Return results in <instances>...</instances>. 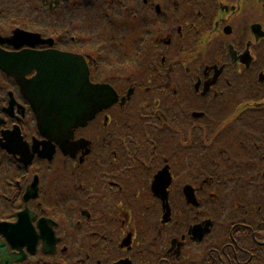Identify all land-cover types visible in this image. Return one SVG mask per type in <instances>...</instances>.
<instances>
[{
    "label": "flooded vegetation",
    "instance_id": "1",
    "mask_svg": "<svg viewBox=\"0 0 264 264\" xmlns=\"http://www.w3.org/2000/svg\"><path fill=\"white\" fill-rule=\"evenodd\" d=\"M0 39L78 61L0 68V264H264V0H0Z\"/></svg>",
    "mask_w": 264,
    "mask_h": 264
},
{
    "label": "water",
    "instance_id": "2",
    "mask_svg": "<svg viewBox=\"0 0 264 264\" xmlns=\"http://www.w3.org/2000/svg\"><path fill=\"white\" fill-rule=\"evenodd\" d=\"M17 30L16 32H18ZM30 35L24 34V37L21 39V43L29 42L31 40ZM1 42L6 41L0 39ZM11 42V41H7ZM4 56V64H0V68L3 69L8 74L15 77L16 80H19L18 74L21 72L20 69L23 67V60L24 59H32L34 58L36 60L35 67L37 69V81H44L48 79V74H53L52 79H57L58 75L65 72L64 65L67 63H76L78 64V61L76 59V56H68L66 54H60L57 52H44L42 54L36 55L32 53H25V54H16L14 56L3 54ZM10 56L15 58V62L12 65V63L9 61ZM21 59V61H20ZM61 65V66H60ZM79 78H85V69L83 68L81 62H79Z\"/></svg>",
    "mask_w": 264,
    "mask_h": 264
}]
</instances>
